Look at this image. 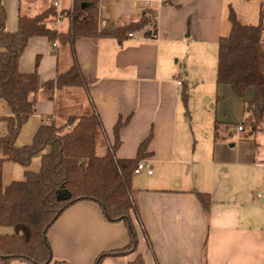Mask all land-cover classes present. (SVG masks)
I'll use <instances>...</instances> for the list:
<instances>
[{
  "label": "crops",
  "instance_id": "0c3cea01",
  "mask_svg": "<svg viewBox=\"0 0 264 264\" xmlns=\"http://www.w3.org/2000/svg\"><path fill=\"white\" fill-rule=\"evenodd\" d=\"M98 1L102 30L136 23L146 9L158 12L156 35L150 25L125 41L101 38L75 43L87 83L84 91L91 99L90 105L85 101L83 111H90L85 115L98 112L110 142L118 120L124 122L131 116L120 131L122 142L116 157L136 158L141 143L151 136L150 154L143 161L153 173L145 170L144 176L132 182L140 214V221L133 216L137 251L107 257L102 264H129L138 254L145 264H264V202L257 198L264 193V157H256L252 141V154L245 148L243 152L234 149L232 158L226 153L218 156L222 145L214 140L208 157L198 153L196 146L190 148V134L179 129V123H185V113H180L184 103L180 87L185 84L179 86L170 77L162 57L169 44L182 41L189 30L201 40L219 44L231 30L229 6L242 24H258L263 0ZM31 2L40 9L58 2L61 10L71 7L73 0H2L8 31H17L19 13L30 9ZM59 18L52 26L64 33L69 22ZM54 44L46 37L30 39L20 58L21 69L32 72L39 60L41 81L54 80L59 73L60 48ZM60 92L54 100L39 95L34 115L40 123L50 116L57 120ZM198 193L209 195L208 214ZM48 240L53 255L50 264H91L98 254L122 250L130 243L123 222L106 221L96 205L85 202L64 212L48 231ZM9 264L31 263L12 259Z\"/></svg>",
  "mask_w": 264,
  "mask_h": 264
},
{
  "label": "trees",
  "instance_id": "16d2710c",
  "mask_svg": "<svg viewBox=\"0 0 264 264\" xmlns=\"http://www.w3.org/2000/svg\"><path fill=\"white\" fill-rule=\"evenodd\" d=\"M30 6L19 13L17 31L10 32L6 29L8 14L0 0V99L12 113L0 117V122L6 124L5 133L0 135V165L12 162L23 168L22 179H14L0 190V263L9 264L10 260L19 259L31 264H50L53 255L48 231L70 207L85 202L96 205L106 221L123 222L128 231L127 248L104 251L91 263L102 264L107 257H121L137 251L139 241L133 216L135 214L140 221V214L132 182L138 163L150 154L151 136L141 143L136 158L119 159L116 153L122 142L120 131L129 124L131 116L124 122L122 118L118 120L114 140L110 142L98 112H92L70 115L60 125L50 116L37 128L30 144L17 146L16 142L23 126L35 113L39 95L54 100L57 91L86 90L87 83L76 58L77 40L125 41L130 34L146 30L150 25L156 35L158 12L146 9L136 23L102 30L98 0H73L71 7L61 10L53 5L43 6L36 13L33 10L37 4L31 2ZM59 17L69 22L64 33L52 26ZM228 20L230 33L221 37L218 44L217 84L228 86L242 100L244 121L238 127L241 126V132L245 133L244 141L253 142L256 155L264 150V143L259 141L264 138V0L258 24H242L231 6ZM34 37L59 42L72 54V65L58 73L54 80L41 81L37 70L39 60L32 72L20 67V58ZM182 94L187 109V88ZM221 128L227 130L228 126L216 122L215 143L222 140ZM37 155L41 156L39 170H29ZM197 196L208 214L209 195L198 193ZM129 264L145 262L138 254Z\"/></svg>",
  "mask_w": 264,
  "mask_h": 264
},
{
  "label": "rangeland",
  "instance_id": "374dc122",
  "mask_svg": "<svg viewBox=\"0 0 264 264\" xmlns=\"http://www.w3.org/2000/svg\"><path fill=\"white\" fill-rule=\"evenodd\" d=\"M39 10L40 8L37 4L33 12L36 13ZM187 33H189V36H186ZM187 33L182 41L177 43L171 42L167 49V53L164 51L162 52L163 62L169 69L170 77L175 82H184L186 87H180V91L183 92L184 88H187L189 93L187 109L184 103L181 102L180 113H185L183 117L185 123L181 121L179 123V129L183 127L187 129L186 132L190 134V136H188V138H191L190 148L196 146L198 153L203 154L204 157H208V153L213 147L214 125L216 122L221 124L225 123L228 128L227 130L224 128L220 130V137L222 140L220 139L218 143L222 146H219L221 148L216 152L218 156L226 153L229 158H232L234 156L232 152L234 149L243 152L244 148L247 151L246 153L252 154V148L249 146L251 141H244L245 133L238 130V125L242 124L244 121L242 100L236 97L228 86L217 84L219 45L212 41L208 42L197 38L192 35L190 30L187 31ZM51 43L54 44L53 42ZM55 43L59 45L58 48L60 47L57 49L59 56L58 72L62 73L72 65L73 58L67 48L62 47L58 42ZM67 64L69 65L66 67ZM83 92L84 96L82 94ZM58 99L60 100L59 103H57L58 114L56 116V122L58 125L65 122L70 115H85L88 112L90 113V111H83V109L86 108L85 101H87L89 105L91 103L90 96L83 89H66L60 92ZM11 114V109L0 99V117ZM35 115L23 126L21 134L16 142L17 146L30 144L38 126L47 122L43 121V123H40L36 118L37 115ZM5 131L6 124L0 122V135L4 134ZM195 139L198 142L195 143ZM259 141L263 144L264 138H260ZM186 143L189 148L188 141H186ZM256 155H258V159H261L262 155L264 157V150L261 149ZM248 157V154H246L245 158ZM40 161L41 156L37 155L28 169L33 171L39 170ZM10 165L12 166L8 171ZM141 173V175H134V177H142L147 172L145 171L144 173L143 171ZM22 177L23 168L11 162L5 163L2 166L0 165V190L4 189L12 180L22 179ZM134 217L136 218L135 214ZM93 261L94 259L92 262Z\"/></svg>",
  "mask_w": 264,
  "mask_h": 264
},
{
  "label": "built area",
  "instance_id": "2783aa9c",
  "mask_svg": "<svg viewBox=\"0 0 264 264\" xmlns=\"http://www.w3.org/2000/svg\"><path fill=\"white\" fill-rule=\"evenodd\" d=\"M54 7L59 8V3H58V2H55V3H54ZM131 35H132V34H130V36H131ZM54 45H55V44H54ZM177 84H178L179 86H181V85H182V82H181V81H178ZM238 130H239V131H242V127L239 126V127H238ZM145 170L148 172V174H152V173H153V171H152L151 169H148V166L146 165V163H145L144 161H141V162L138 163V166H137V168H136V170H135V174L141 173V172H143V171H145ZM257 198H258L260 201H263V202H264V193H258V194H257Z\"/></svg>",
  "mask_w": 264,
  "mask_h": 264
},
{
  "label": "water",
  "instance_id": "95a60500",
  "mask_svg": "<svg viewBox=\"0 0 264 264\" xmlns=\"http://www.w3.org/2000/svg\"><path fill=\"white\" fill-rule=\"evenodd\" d=\"M232 146H233V145H232ZM59 192H61V190H60ZM61 193H67V191H66V190H64V191H62Z\"/></svg>",
  "mask_w": 264,
  "mask_h": 264
}]
</instances>
